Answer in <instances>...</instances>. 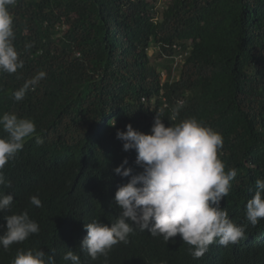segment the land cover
<instances>
[{"label": "trees", "instance_id": "trees-1", "mask_svg": "<svg viewBox=\"0 0 264 264\" xmlns=\"http://www.w3.org/2000/svg\"><path fill=\"white\" fill-rule=\"evenodd\" d=\"M9 10L24 67L0 72V116L32 119L36 133L5 165L11 187L0 191L14 201L0 213V234L4 216L24 211L40 231L0 247V264L21 249H41L55 264H70L69 250L81 264H264V218L253 227L245 215L264 180V0H16ZM39 72L17 102L14 91ZM157 114L165 126L195 117L222 134L219 158L237 175L220 207L245 236L194 259L179 234L165 243L136 228L93 260L80 247L84 226L115 222V193L130 181L115 168L127 158L133 174L143 170L117 131L131 124L150 134Z\"/></svg>", "mask_w": 264, "mask_h": 264}, {"label": "clouds", "instance_id": "clouds-1", "mask_svg": "<svg viewBox=\"0 0 264 264\" xmlns=\"http://www.w3.org/2000/svg\"><path fill=\"white\" fill-rule=\"evenodd\" d=\"M15 2L0 0V72L9 74L24 67L13 43L14 21L9 6ZM45 75L39 72L27 80L14 91V99L23 100L26 92ZM179 107L178 102L171 121L176 120ZM0 131L3 133L0 135V187L10 188L5 165L16 159L26 139L36 133V125L32 119L5 112L0 116ZM117 138L123 141L124 151L135 150V163L143 170L133 174L131 167H125L129 163L127 158L115 168L117 175L130 177V181L115 193L114 202L120 210L115 222L109 225L97 219L84 226L87 235L80 247L93 260L106 256L114 245L127 243L136 228L141 232L147 230L152 237L162 236L165 243L179 234L191 246L189 252L194 259L202 257L214 243L227 247L244 238L245 227L232 221L227 209L220 207L221 200L229 194L230 182L237 175L235 169L226 171L219 158L224 143L221 133L195 117L165 126L157 114L150 134L128 124L126 131H117ZM36 143L43 144V140L37 138ZM13 201V194L0 191V213L10 210ZM30 203L42 206L37 195L30 197ZM245 215L253 227L264 218V180L256 181L255 195L247 201ZM4 219L5 230L0 234V247L4 249L40 231L38 222L27 211L6 215ZM63 260L81 264L80 256L72 250L67 251ZM12 264H55V261L41 249H21Z\"/></svg>", "mask_w": 264, "mask_h": 264}, {"label": "rangeland", "instance_id": "rangeland-1", "mask_svg": "<svg viewBox=\"0 0 264 264\" xmlns=\"http://www.w3.org/2000/svg\"><path fill=\"white\" fill-rule=\"evenodd\" d=\"M163 4H164V2H163V1L159 3V5H160V6H162Z\"/></svg>", "mask_w": 264, "mask_h": 264}]
</instances>
